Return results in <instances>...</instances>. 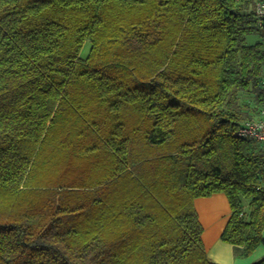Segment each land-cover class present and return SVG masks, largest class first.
I'll return each mask as SVG.
<instances>
[{
  "label": "trees",
  "instance_id": "16d2710c",
  "mask_svg": "<svg viewBox=\"0 0 264 264\" xmlns=\"http://www.w3.org/2000/svg\"><path fill=\"white\" fill-rule=\"evenodd\" d=\"M259 1L0 0V264H218L217 193L264 243Z\"/></svg>",
  "mask_w": 264,
  "mask_h": 264
},
{
  "label": "crops",
  "instance_id": "0c3cea01",
  "mask_svg": "<svg viewBox=\"0 0 264 264\" xmlns=\"http://www.w3.org/2000/svg\"><path fill=\"white\" fill-rule=\"evenodd\" d=\"M194 204L203 225V245H205L207 257L213 262L253 264L264 258V243L258 246L251 255L236 257L234 246L222 239V234L231 216V206L225 194L217 193L209 197H199L195 199Z\"/></svg>",
  "mask_w": 264,
  "mask_h": 264
},
{
  "label": "built area",
  "instance_id": "2783aa9c",
  "mask_svg": "<svg viewBox=\"0 0 264 264\" xmlns=\"http://www.w3.org/2000/svg\"><path fill=\"white\" fill-rule=\"evenodd\" d=\"M257 15L260 19L264 20V0H260L257 4ZM258 116L257 119L248 121L240 127L238 134L264 143V107Z\"/></svg>",
  "mask_w": 264,
  "mask_h": 264
},
{
  "label": "rangeland",
  "instance_id": "374dc122",
  "mask_svg": "<svg viewBox=\"0 0 264 264\" xmlns=\"http://www.w3.org/2000/svg\"><path fill=\"white\" fill-rule=\"evenodd\" d=\"M254 39H256V36H250V38H249V40L250 41H255ZM89 43H86L85 45H84V48L82 49V55H86L87 54V52H88V50H89Z\"/></svg>",
  "mask_w": 264,
  "mask_h": 264
}]
</instances>
